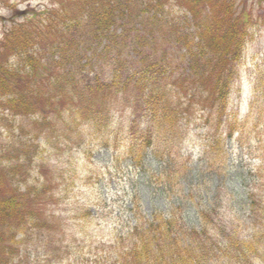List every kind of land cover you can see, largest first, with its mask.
I'll list each match as a JSON object with an SVG mask.
<instances>
[{
	"label": "trees",
	"instance_id": "obj_1",
	"mask_svg": "<svg viewBox=\"0 0 264 264\" xmlns=\"http://www.w3.org/2000/svg\"><path fill=\"white\" fill-rule=\"evenodd\" d=\"M236 1L73 0L75 7L70 4L62 19L53 16L58 22L55 29L53 25L42 27L37 16L21 13L24 22L14 24L0 41V115L30 120L27 139L19 138L18 146L7 147L8 158L0 152V264H21L25 242L34 232L41 238L51 233L41 209L47 187L45 179L40 181L48 136L86 125L101 132L110 120L104 103L118 91L125 93L131 83L139 93L134 104H141V109L144 105L143 126L129 135L126 155L143 172L149 173L147 158L156 161L144 183L150 195L158 192L163 196L166 211L153 209L145 215L141 199L127 194L133 223L121 227L124 233L114 237L118 251L109 255L110 264H208L216 258L220 262L221 257L227 264H242L248 260L251 246L264 238L260 233L253 235L264 218V178L260 170L252 173L242 165L252 145L244 143L247 139L241 134L233 139L234 123L227 128L229 151L223 145L225 139L212 135L199 153L205 181L194 185L196 190L186 184L184 192L179 191L185 188L187 163L175 148L184 129L183 117L188 115L191 120L192 101L197 102L199 118L206 124L210 119L221 124L226 115L253 15L238 8ZM259 1L258 7L264 6V0ZM65 4L60 3L61 8ZM51 29L54 34L43 40L41 31L47 36ZM132 57L139 62L129 61ZM96 62L103 64L104 75L93 77ZM253 76L251 107L264 96V69ZM166 79L171 81L169 90L163 84ZM96 95L103 107L94 106ZM84 97L82 109L61 111L58 105L60 101L61 106L63 102L72 106ZM16 129L19 135L24 133L19 125ZM233 140L239 149L233 148ZM107 143L103 140L102 146L108 147ZM237 153L238 159L232 156ZM73 173L68 171V180L57 173L66 184L65 193L73 183ZM188 206L194 209L186 210ZM233 206L249 219L248 225L227 218L226 212L233 211L229 210ZM248 228L255 240L245 243L239 234ZM229 249L238 258L226 255ZM97 259L93 255L92 263L103 264Z\"/></svg>",
	"mask_w": 264,
	"mask_h": 264
},
{
	"label": "rangeland",
	"instance_id": "obj_2",
	"mask_svg": "<svg viewBox=\"0 0 264 264\" xmlns=\"http://www.w3.org/2000/svg\"><path fill=\"white\" fill-rule=\"evenodd\" d=\"M72 1L0 0V41L8 35L14 24L24 22L25 18L21 14L24 11L29 15L37 16L36 21H40V18L42 27L46 26L47 29L53 25L52 29H55L54 27L58 22L52 20L53 16L58 15L57 17L62 19L63 12L69 10ZM244 1L246 0H237L236 6L245 9L248 13L252 12L253 15L248 24L249 39L244 52L245 55L239 65V79L233 84L228 99V113L231 116L227 121L231 123L235 116L241 120L248 113L253 73L255 74L259 68L264 69V6L258 7L261 2L259 0H247L246 5ZM60 3L66 4L61 8ZM73 7L75 6L73 5ZM47 11H49L48 14ZM46 14L49 21L47 25L43 24V21H46ZM51 20L52 23H50ZM52 29L47 36H44L45 31H41L40 36L43 40L51 38L50 35L54 34ZM40 43L42 42L38 44ZM132 59L133 57L128 58L129 61L136 60L139 62L136 58ZM102 67L103 64L94 63L91 69L92 76L94 77L95 74L104 75ZM108 82L110 80L106 81L107 84ZM164 84L168 89L171 81L169 82L166 79ZM118 89L121 90L122 88L119 86ZM101 93L100 91L99 94ZM138 94L131 83L125 93H123V90L120 93L118 91V94L109 98H113L112 100L104 103L109 110L107 118H110V120L105 127L106 129L103 128L101 132L98 129L95 131V128H89L86 125L80 128L76 127L71 131L65 129V132L52 133L48 136L49 143H46L42 152L44 170L43 178L41 177L40 181L45 179L47 187L42 196L41 209L43 210V219L50 223L51 231L49 232L51 233L49 236L45 234L41 238L34 232L32 238L25 242L26 255L24 254L21 264H84L85 261L91 260L93 254H96V256L106 255L107 251L113 247L114 235L121 233L119 228L124 220L118 217V210L127 207L126 194L133 192L135 189L136 191L131 195H137L141 199V206L145 215L152 213L153 209H158L162 213L166 211L164 208L165 202L160 193L157 192L156 197L150 195L147 190L149 189L148 185L144 183L145 178L150 176L155 169L156 161L153 162L150 158H147L145 166L149 173L147 171L143 173L138 167L131 164L125 154V148L130 141L129 135L131 132L136 133L143 126L141 125L143 123L141 118L144 105L141 109V104L139 105L138 102L134 104ZM175 95L177 94L175 93ZM99 97L100 95L93 97L94 106L103 107V100ZM114 97L116 98L114 99ZM85 101L86 98L84 97V99L74 101L72 106H67L65 102L61 106L60 101L58 105L61 107V111L69 108L73 111V108H85ZM196 103L193 102L190 105ZM136 116L138 118L134 130L132 125L135 124ZM196 117H198L197 114L192 115L191 120L188 115L183 117L182 125L187 138L180 145L182 156L189 159L187 163L189 164V178L185 177L184 181L189 188L191 187L194 190H196L194 185L205 181L202 180L205 179V176L200 172V165L196 161L200 144L206 145L205 133H211L219 138L220 133L223 132L222 124L212 123L213 119H210L206 127L203 126L202 120H194ZM0 118L2 119L0 120V152L5 153L4 155L8 158L11 152H6L7 147L12 146L14 148L18 146L19 138L27 139L30 120L23 117H17L13 120L8 113H5L4 116L0 115ZM50 118L53 119L55 127L59 128L60 124L57 119L54 116ZM16 125L23 129L24 133L22 135H19ZM79 125L81 124L79 123ZM224 125L226 124L224 123ZM238 129L255 139L252 143L253 150L251 153L248 152L250 155L247 156L248 159L253 157L252 165L255 167L260 165L263 173L264 112L255 108L252 116L244 125L238 126ZM82 131L83 134L81 135ZM106 139L109 146L103 147V140L106 141ZM2 166L3 170H6L5 165ZM65 171L67 173L64 174ZM68 171L74 172L73 183L65 193L63 189L66 184L62 183L63 181L58 178L57 173L62 172L63 179L68 180ZM199 173H201L199 176L201 180L197 179ZM222 182L225 183V179ZM30 183L29 185H31ZM140 184L145 189H141ZM149 191L151 190L149 189ZM237 207L229 208L233 211L227 212V218L234 217L235 223H243L245 216L240 211L235 212ZM262 217H264V214H262ZM259 223L261 228L257 230V233H260L262 227H264V218ZM261 234H264V232ZM240 235L243 239L247 238L248 230H242ZM58 247L59 251H57ZM253 250L254 248H251L252 252ZM56 255H58L57 258ZM226 255L238 258L239 254L235 250L229 249ZM252 255L243 264H264V241ZM227 263L228 260H224L223 264Z\"/></svg>",
	"mask_w": 264,
	"mask_h": 264
}]
</instances>
